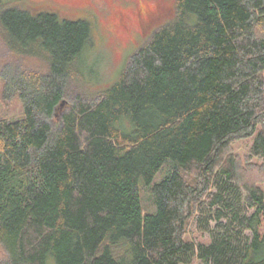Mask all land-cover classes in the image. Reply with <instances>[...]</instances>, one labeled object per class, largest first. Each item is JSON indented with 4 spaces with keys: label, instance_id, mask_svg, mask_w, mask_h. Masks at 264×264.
<instances>
[{
    "label": "trees",
    "instance_id": "16d2710c",
    "mask_svg": "<svg viewBox=\"0 0 264 264\" xmlns=\"http://www.w3.org/2000/svg\"><path fill=\"white\" fill-rule=\"evenodd\" d=\"M175 7L92 90V21L0 0V264H264V0Z\"/></svg>",
    "mask_w": 264,
    "mask_h": 264
},
{
    "label": "rangeland",
    "instance_id": "374dc122",
    "mask_svg": "<svg viewBox=\"0 0 264 264\" xmlns=\"http://www.w3.org/2000/svg\"><path fill=\"white\" fill-rule=\"evenodd\" d=\"M5 2L19 3L32 8H54L73 17L83 18L93 23V46L82 58V67L87 79L97 88L104 89L112 85L119 77L124 63L129 55L137 51L149 39L152 32L159 26L170 22L175 16L176 0H3ZM151 14V19H147ZM5 64H20L28 68L30 62H16L14 58L6 55L5 48L0 43V72ZM4 80L0 79V118L18 120L24 116V107L19 98L6 100L4 98ZM61 110L52 121L58 126ZM264 128V122L259 129ZM252 139L242 140L234 145V153L242 165L248 169V156ZM254 163H259L256 159ZM165 166L157 175L155 181L161 180L166 174ZM264 191V182L261 183ZM142 203L147 210L156 211L150 206L149 189H141ZM264 235V217L260 229ZM189 242H211L207 233L198 232L190 227L187 234ZM51 262L54 264L53 259ZM192 264H200L194 259Z\"/></svg>",
    "mask_w": 264,
    "mask_h": 264
},
{
    "label": "flooded vegetation",
    "instance_id": "af4514ba",
    "mask_svg": "<svg viewBox=\"0 0 264 264\" xmlns=\"http://www.w3.org/2000/svg\"><path fill=\"white\" fill-rule=\"evenodd\" d=\"M148 15H149V16L147 17V19H151V14L149 13Z\"/></svg>",
    "mask_w": 264,
    "mask_h": 264
}]
</instances>
